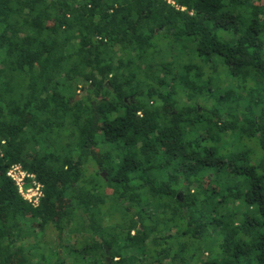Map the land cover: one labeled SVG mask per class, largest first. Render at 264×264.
<instances>
[{"label":"trees","instance_id":"trees-1","mask_svg":"<svg viewBox=\"0 0 264 264\" xmlns=\"http://www.w3.org/2000/svg\"><path fill=\"white\" fill-rule=\"evenodd\" d=\"M195 263L264 264V0H0V264Z\"/></svg>","mask_w":264,"mask_h":264},{"label":"built area","instance_id":"built-area-1","mask_svg":"<svg viewBox=\"0 0 264 264\" xmlns=\"http://www.w3.org/2000/svg\"><path fill=\"white\" fill-rule=\"evenodd\" d=\"M7 176L12 179L17 186L18 193L21 197L33 206L39 204L42 196L41 185L34 179L33 174H29L23 170L19 164H13L7 171ZM29 178L31 184L25 186V179Z\"/></svg>","mask_w":264,"mask_h":264},{"label":"rangeland","instance_id":"rangeland-1","mask_svg":"<svg viewBox=\"0 0 264 264\" xmlns=\"http://www.w3.org/2000/svg\"><path fill=\"white\" fill-rule=\"evenodd\" d=\"M191 57V56H190ZM65 83H67V82H65ZM81 82L80 81H78L77 83H74L73 85H75V84H80ZM74 99H76V100H80L81 98H82V92L80 91V90H77V92L74 94ZM30 184H31V182H30ZM205 257V256H204ZM195 264H197V263H195Z\"/></svg>","mask_w":264,"mask_h":264}]
</instances>
